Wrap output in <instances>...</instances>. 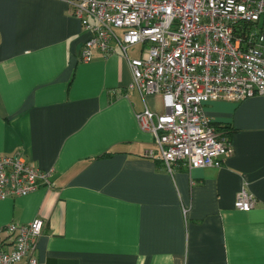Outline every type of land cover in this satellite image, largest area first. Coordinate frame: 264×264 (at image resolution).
<instances>
[{"label": "crops", "instance_id": "obj_1", "mask_svg": "<svg viewBox=\"0 0 264 264\" xmlns=\"http://www.w3.org/2000/svg\"><path fill=\"white\" fill-rule=\"evenodd\" d=\"M69 1L0 0V154L51 171L49 187L0 200V227L42 218L36 264H264V97L205 104L232 153L170 173L135 118L161 97L127 89L114 43L79 61L89 32Z\"/></svg>", "mask_w": 264, "mask_h": 264}, {"label": "built area", "instance_id": "obj_2", "mask_svg": "<svg viewBox=\"0 0 264 264\" xmlns=\"http://www.w3.org/2000/svg\"><path fill=\"white\" fill-rule=\"evenodd\" d=\"M71 12L89 32L79 53L87 62L94 50L107 56L116 44L131 71L127 89L141 97L159 95L162 112L146 104L135 112L153 135L146 155L172 173L219 167L232 153L227 134L204 112L209 101L239 102L264 97V0H70ZM139 46L136 57L131 47ZM51 171L30 164L17 151L0 154V200L51 185ZM256 203L245 187L234 206ZM43 230L41 217L0 227V264H36Z\"/></svg>", "mask_w": 264, "mask_h": 264}, {"label": "trees", "instance_id": "obj_3", "mask_svg": "<svg viewBox=\"0 0 264 264\" xmlns=\"http://www.w3.org/2000/svg\"><path fill=\"white\" fill-rule=\"evenodd\" d=\"M224 127H225V130H227V133H230V130L226 126H223L222 128H224ZM227 133H225V134H227Z\"/></svg>", "mask_w": 264, "mask_h": 264}]
</instances>
